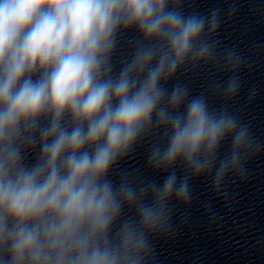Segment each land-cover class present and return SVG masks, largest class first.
I'll list each match as a JSON object with an SVG mask.
<instances>
[{
    "label": "clouds",
    "instance_id": "9594fccd",
    "mask_svg": "<svg viewBox=\"0 0 264 264\" xmlns=\"http://www.w3.org/2000/svg\"><path fill=\"white\" fill-rule=\"evenodd\" d=\"M185 3L0 0V264H156L154 241L175 237L173 202L189 221L193 180L210 179L228 207L226 179L246 181L264 145L228 111L246 62L234 47L218 51L219 10L185 15ZM236 10L233 0L229 20ZM209 66L230 74L214 89L220 110L187 84L168 88ZM149 138L146 166L162 182L114 183ZM205 214L217 223L210 204Z\"/></svg>",
    "mask_w": 264,
    "mask_h": 264
}]
</instances>
